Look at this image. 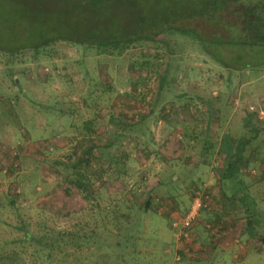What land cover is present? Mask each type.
Here are the masks:
<instances>
[{"label":"rangeland","instance_id":"374dc122","mask_svg":"<svg viewBox=\"0 0 264 264\" xmlns=\"http://www.w3.org/2000/svg\"><path fill=\"white\" fill-rule=\"evenodd\" d=\"M180 1L192 10L204 0H138L152 14ZM103 5L82 12L80 0H0V48L23 47L0 51V264H194L210 242L199 246L174 224L195 201L207 208L228 198L219 170L253 125L262 131L243 177L261 234L246 253L237 246L211 264H240L233 254L264 264V54L229 72L176 31L124 50L66 40L30 47L119 17L116 5ZM230 19L221 12L215 33L205 17L182 25L211 39ZM239 52L224 55L229 62ZM202 229L204 237L211 228ZM26 235L40 244H23Z\"/></svg>","mask_w":264,"mask_h":264},{"label":"trees","instance_id":"16d2710c","mask_svg":"<svg viewBox=\"0 0 264 264\" xmlns=\"http://www.w3.org/2000/svg\"><path fill=\"white\" fill-rule=\"evenodd\" d=\"M103 3H108L112 6L116 5L115 9L117 14H119L116 20L115 18L108 19L102 25L96 26L90 23L83 29H71V33L68 34H54L30 47L39 52L56 40H66L78 46H85L89 48L88 50L98 48L106 51L109 46L124 50V47L126 48V46L128 47L133 43L156 42L161 36L172 34L176 31L184 38L191 37L195 43L197 42L201 46L207 56L229 72L251 68L253 62L258 60L257 57L252 56V52L259 55L264 54V0H204L196 2L192 10L180 1L178 8L154 10L153 14L147 11L145 4L139 5L138 0H80V4L83 6L82 12L94 11L100 6L104 7ZM223 11H227L231 19L227 23L222 22L225 32L220 35L217 33L211 39L205 38L196 30H191L189 26L182 25L191 18L205 17L210 23L208 25L215 27L216 30L213 32L215 33L220 25L221 21L219 18ZM167 40L168 38L164 37L163 41ZM22 48L1 47L0 51L7 54H16ZM231 48L241 50L238 58L241 57L240 59H242L244 54H247L250 60L231 59L228 62L224 52L229 51ZM261 59L258 65L262 66L264 65V58ZM239 63L242 65L237 66ZM246 122L250 125L251 121L247 119ZM251 127V131L249 130L251 135L245 134L240 137L234 144L235 146L232 143L229 144L228 149L231 150V153L227 154L228 156L221 173L223 175H220L219 180L220 182L233 181L228 185L229 190L226 188L224 191L226 194L229 192L232 196L236 194L238 202L242 205L244 211L245 233L250 238L257 240L261 234L257 232V224L262 222H259L256 203L252 199L250 188L244 181L243 167L246 163L245 153L247 148L254 140L260 138L262 129L260 125ZM247 161L249 162V160ZM240 175H242L243 179L240 178ZM235 185L239 187H237V190L234 189ZM204 208L205 206L203 205L196 219L197 221H194L191 227L184 229V233H190L194 223L198 222ZM261 214L264 215V212ZM262 217L264 218V216ZM26 234H29V232H26ZM262 236L260 241L264 245V235ZM43 240H46L45 236ZM37 241L40 244V239L36 240L32 235L31 237L26 235L23 244L36 243ZM51 247L52 244H50ZM41 248L46 250L44 246ZM259 249H261L260 246Z\"/></svg>","mask_w":264,"mask_h":264},{"label":"crops","instance_id":"0c3cea01","mask_svg":"<svg viewBox=\"0 0 264 264\" xmlns=\"http://www.w3.org/2000/svg\"><path fill=\"white\" fill-rule=\"evenodd\" d=\"M220 173H218V179H220V175L222 173V168L219 170ZM211 177H213V180L209 183L214 186V183L217 181V177L213 176V173L211 172ZM176 177H174L175 179ZM219 189L224 188L228 189V185H230L229 181H218ZM221 183V184H220ZM210 188V187H209ZM229 190V189H228ZM224 197L220 200V204L216 207L213 205L208 204V207L205 208L201 215L199 221L195 224V229H193L190 234H192L193 238L195 240H198V245L203 246L201 241L207 239V242H210L208 247H204L202 252L198 251L197 255L198 257H195L194 264H211L213 260L216 257L222 258L223 256L219 253H228L230 251H233L236 249L237 246H240V252L246 253L245 244H254V239H248L246 242V234L244 233V224H245V218H244V211L242 205L238 202V198L235 195H230L229 192H227V197L225 194ZM210 205V206H209ZM241 217V219L237 216ZM213 224V225H211ZM218 225V226H217ZM202 226L206 228H211L208 231V235L205 234L203 237L202 235ZM211 230H213L211 232ZM194 232V233H193ZM246 232V231H245ZM210 233V234H209ZM243 238L245 240H243ZM181 244V251L183 252L184 256L188 259L190 257V249L188 245V241H181L179 242ZM206 243V242H205ZM240 243V244H239ZM256 248L259 250V247L256 246ZM223 249V250H222ZM226 250V251H225ZM261 250V249H260ZM228 251V252H227ZM211 253V254H208ZM232 255V254H231ZM233 262L245 264V260L240 258L237 254H233ZM218 264H227L225 259H221L217 262Z\"/></svg>","mask_w":264,"mask_h":264},{"label":"built area","instance_id":"2783aa9c","mask_svg":"<svg viewBox=\"0 0 264 264\" xmlns=\"http://www.w3.org/2000/svg\"><path fill=\"white\" fill-rule=\"evenodd\" d=\"M251 110H255L254 107H251ZM260 115H263V112H260ZM196 204V205H195ZM191 210L189 211V213L187 214V216L184 218V220L182 221V224L184 226V228H189L191 227V225L193 224V222L196 220V217L198 215L199 209H200V202L195 203Z\"/></svg>","mask_w":264,"mask_h":264},{"label":"bare ground","instance_id":"6f19581e","mask_svg":"<svg viewBox=\"0 0 264 264\" xmlns=\"http://www.w3.org/2000/svg\"><path fill=\"white\" fill-rule=\"evenodd\" d=\"M198 197H199V196H197V198H198ZM197 198H196V199H197ZM195 202H196V201H195ZM203 203H204V201L202 200V202L200 203L201 205H200V209H199L198 215H199V213H200L201 208L203 207ZM193 204H194V203H193ZM193 204L191 205V208H192ZM191 208H190V210H191ZM190 210H189V211H190ZM189 211H188V213H189ZM198 215H197V217H198ZM186 216H187V215H186ZM186 216H185V217H186ZM185 217H184V218H185ZM197 217H196V219H197ZM184 218L181 220V222H179V223H177V224H174V226L177 227V226L180 225V226L182 227L183 230L186 229V228H184V226H183V224H182V221L184 220ZM195 221H196V220H195ZM180 233L182 234V232H180Z\"/></svg>","mask_w":264,"mask_h":264}]
</instances>
